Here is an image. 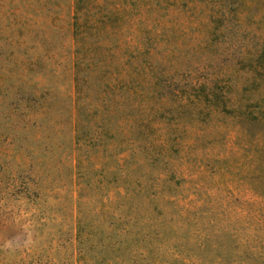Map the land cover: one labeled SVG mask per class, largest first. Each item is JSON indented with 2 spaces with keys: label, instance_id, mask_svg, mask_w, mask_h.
Returning a JSON list of instances; mask_svg holds the SVG:
<instances>
[{
  "label": "rangeland",
  "instance_id": "rangeland-1",
  "mask_svg": "<svg viewBox=\"0 0 264 264\" xmlns=\"http://www.w3.org/2000/svg\"><path fill=\"white\" fill-rule=\"evenodd\" d=\"M140 7L174 44L161 90L74 170L73 0H0V264H264V0Z\"/></svg>",
  "mask_w": 264,
  "mask_h": 264
},
{
  "label": "trees",
  "instance_id": "trees-1",
  "mask_svg": "<svg viewBox=\"0 0 264 264\" xmlns=\"http://www.w3.org/2000/svg\"><path fill=\"white\" fill-rule=\"evenodd\" d=\"M113 1L73 0L70 30L73 41L71 153L74 170L83 163H94L96 159L100 146L95 140L98 119L129 109L128 106L123 108L124 101L135 103L138 100L136 104L140 106V99L148 95V90L151 89L152 94L161 90L158 74L151 69L166 66L174 46L168 39L162 47L161 37L166 31L159 21L162 14H155L156 19L152 13L144 14L139 8L140 0H134V10L126 5L114 6ZM147 11H150L148 7ZM216 83V79H209L206 93H194L193 97L207 100L216 97L219 87ZM118 87L121 90H115ZM84 136H89L92 142L88 149L82 144ZM133 154L131 151L130 158ZM117 158L118 161L125 160V157ZM77 188H80L78 184ZM133 199L134 205L141 201L136 196Z\"/></svg>",
  "mask_w": 264,
  "mask_h": 264
}]
</instances>
